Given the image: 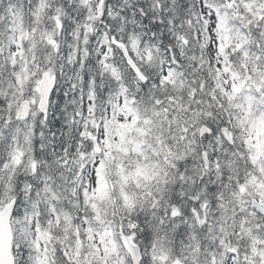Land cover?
Returning <instances> with one entry per match:
<instances>
[{"label":"snow or ice","instance_id":"snow-or-ice-1","mask_svg":"<svg viewBox=\"0 0 264 264\" xmlns=\"http://www.w3.org/2000/svg\"><path fill=\"white\" fill-rule=\"evenodd\" d=\"M0 264H264V0H0Z\"/></svg>","mask_w":264,"mask_h":264}]
</instances>
